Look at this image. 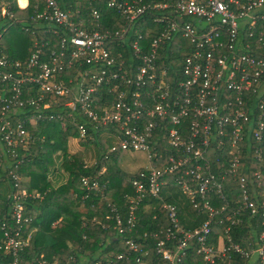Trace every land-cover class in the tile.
Listing matches in <instances>:
<instances>
[{"label":"built area","instance_id":"1","mask_svg":"<svg viewBox=\"0 0 264 264\" xmlns=\"http://www.w3.org/2000/svg\"><path fill=\"white\" fill-rule=\"evenodd\" d=\"M14 3L19 10L31 6V0L23 6L18 0ZM93 5L115 12L122 25L105 29L102 8ZM32 11V29L25 25L20 29L48 33L56 40L50 44L34 39L33 51L25 60H12L0 49V182H12L7 201L13 224H1L0 250L12 257L8 264H18L20 252L30 244L26 229L33 217L26 203L40 197L21 188L18 169L22 161L11 160L20 156L19 147L25 150L31 141L27 114L22 121L13 123V119L27 106L39 112L44 95L66 100L63 107L69 118L81 112L95 126L108 127L114 144L104 160L118 149L145 153L147 166L132 181L134 194L125 197V216L97 178H80L81 187L95 192L100 204L114 214V229L128 251L140 252L138 243L124 234L135 228L139 207L144 204L150 213L158 207L163 210L170 224L165 230L144 234L154 239L159 264H183L192 241L204 264L226 260L230 252L248 257V252L232 242L228 229L225 241H218L217 246L209 243L212 222L227 205L216 209L208 195L222 199L226 195L225 203L242 198L235 212L242 208L256 214L260 209L264 224V200L259 199L260 192L254 201L249 200L240 162L244 133L255 142L263 140L264 0H35ZM25 20L15 19L9 0H0V23L5 21L0 38L9 26ZM148 23L158 26L150 39L143 32ZM165 46L179 57L175 71L164 62L159 64L160 49ZM118 48L120 52L115 53ZM66 70L75 76L68 80L70 86L59 80ZM35 88L41 93L37 99L23 98L24 92ZM104 92L110 94L108 101ZM97 100H104L101 113L93 109ZM48 107L49 103L42 106ZM28 122L37 119L30 116ZM79 131L84 136V128L80 126ZM212 148L218 157L215 161L221 166L222 161L227 163L219 178L211 173L207 159ZM255 153L261 163L262 150ZM169 175L192 208L206 216L193 230L179 224L177 206L166 201L163 188ZM255 176L259 179L260 173ZM227 220L236 222L230 216ZM258 240L255 254L258 264H264V232ZM70 260L74 262L72 256ZM126 260L125 253L108 251L92 264H123ZM136 263L143 264L139 258ZM37 264L59 261L40 258Z\"/></svg>","mask_w":264,"mask_h":264},{"label":"trees","instance_id":"2","mask_svg":"<svg viewBox=\"0 0 264 264\" xmlns=\"http://www.w3.org/2000/svg\"><path fill=\"white\" fill-rule=\"evenodd\" d=\"M34 2L35 0H31L29 8L19 10L15 6L14 0H9L15 19H26L24 24L17 23L9 26L0 38V49L8 54L12 60L27 59L33 51L31 42L34 39L37 41L49 40L50 44L56 40L48 33L44 34L37 31L31 34L20 29L21 25L32 29L33 24L29 22V17L33 15L32 4ZM83 5L84 3H80V6ZM93 6L102 8L101 24L105 29H115L122 25V19L115 12L107 10L101 5ZM74 21L76 22V20ZM4 25L5 21L1 22L0 29ZM157 29L158 26L148 23L143 27V32L150 39L153 37L152 30ZM119 50L118 48L115 53L120 52ZM169 52L168 47H161L159 64L164 62L175 71V59L179 57ZM74 77L72 71L66 70L61 74L59 80H63L65 85L70 86L71 84L67 82ZM40 94L39 89L35 88L29 94L24 92L23 98L37 99ZM103 96L108 101L110 94L104 92ZM65 102L66 100L62 98L44 95L41 108L39 106V112L27 106L18 110L13 119V123H16L25 119L26 116V130L31 137V141L28 142L25 150L19 147L20 156L11 160L21 159L18 173L22 177L29 178L28 183H23L21 188L30 193L35 192L40 196L36 199H29L26 203L27 212L33 217V222L27 227L26 233H29L31 228H37V231L33 235L31 244L20 252L18 264H37L40 258L50 263L53 260H58L59 264H79L78 260L83 256L85 259L83 264H92L95 260L102 259L104 253L108 251L125 253L128 260L124 261L123 264H137L136 259L138 258L143 264H159L154 256L155 241L151 237L144 238V234L159 232L170 227L164 217V211L158 207L157 210L150 213L144 210V204L139 207L137 225L132 231H125L124 234V238L132 239L138 243L140 252H131L128 251L127 246L122 244V239L116 234L114 214L110 212L105 204H100V199L95 192H87L81 187L80 183V178L84 176L97 178L101 185H105V191L111 196L117 210L122 216H125V197L134 194L132 181L137 177V172L140 169L132 174L121 170L117 160L123 151L119 149L107 154L108 158L104 160V154L114 144L113 138H109L107 135H105V138L101 137L102 134L109 133L108 127L95 126L81 112L73 113V118H69L67 115L68 110L63 107ZM103 102L104 100L95 101L93 109L101 113ZM44 103H49L47 109L42 108ZM38 115L40 116L37 117ZM30 116H34L37 122L29 123ZM80 126L85 130L84 136L80 135ZM244 134L245 140L241 144L240 162L243 168L241 171L249 190V200H255L256 192H260L259 199L264 200V160L261 163L258 162L255 153L260 148L264 158V133L262 143L255 142L249 133ZM70 139L78 140L79 146L83 149L92 147L99 151L93 165L87 166L84 164L83 151L77 152V155L67 154V142ZM59 152L62 153L61 168L68 174V178L62 186L52 188L47 178L48 169ZM170 152L168 151V153ZM217 158L215 150L213 148L209 150L207 159L210 163V171L215 178H219L221 172L227 167L225 161L221 162L222 166L217 163L215 161ZM101 168H105V171L100 174ZM255 172L260 173L259 179L256 178ZM166 179L168 185L163 188V194H166L167 202L177 206L179 224L187 230L197 228L206 220V216L192 208L188 198L175 185L170 175ZM0 183V226L2 223H6L12 227L13 224L9 218L10 213L8 214L10 205L7 201V194L12 182L5 179ZM208 196L211 199L212 206L216 209L227 205L225 210L219 212L212 222L209 243L217 246L218 241H225L227 236L225 231L228 229L232 242L241 251L250 254L245 257L240 253L230 252L226 260L219 261L217 264H258L255 254L260 244L258 236L261 232H264L261 210L259 209L256 214H251L249 210L242 208L239 212H235L238 207L242 206V198L237 203H225L228 200L226 195L223 196V199L215 195L211 196L209 194ZM80 201L85 207L84 212L73 208ZM227 216H230L231 220L236 222L231 224L230 220H227ZM94 219L96 220L94 221ZM55 223L57 224L54 225ZM94 244H97V248L93 249ZM195 249L196 244L192 241L183 264H204L200 256L195 254ZM71 256L74 262L70 260ZM11 261L12 257L0 250V264H8Z\"/></svg>","mask_w":264,"mask_h":264},{"label":"rangeland","instance_id":"3","mask_svg":"<svg viewBox=\"0 0 264 264\" xmlns=\"http://www.w3.org/2000/svg\"><path fill=\"white\" fill-rule=\"evenodd\" d=\"M19 4H24V0L23 2H21L20 0H18ZM106 134H102L101 137L103 138ZM79 141L76 139H70L68 140V144H67V151H68V155H77L80 151H83V162L84 164H86L87 166H91L94 164V161H96V158L98 157V150L89 147L86 149H83L79 146ZM78 152V153H77ZM62 153L59 152L56 156H55V162L53 161V164L51 166H49L48 169V174H49V181L51 183V186L53 188H58L60 186H62L63 184L66 183L67 178H68V174L61 168V162H62V157H61ZM119 167L126 173L128 174H132L134 173L139 167H146L147 166V159H146V155L145 153L139 152V151H132V152H127L125 153L123 156H120V158L117 160ZM22 184H26L29 181L28 177H22ZM34 193V192H33ZM74 209L80 211V212H84L85 211V207L83 205V203L80 201L78 204H76L75 206H73ZM58 223V222H57ZM57 223H55L54 225H56ZM37 231V228H31L30 232L28 233V237H29V243L31 244L32 240H33V235L34 233ZM97 248V244L93 245V249ZM79 264H83L85 259L84 256L81 257L78 260Z\"/></svg>","mask_w":264,"mask_h":264},{"label":"crops","instance_id":"4","mask_svg":"<svg viewBox=\"0 0 264 264\" xmlns=\"http://www.w3.org/2000/svg\"><path fill=\"white\" fill-rule=\"evenodd\" d=\"M24 4H25V0H24ZM24 4H20L21 6H23ZM104 134H106V133H104ZM107 136H108V134H106ZM109 137V136H108ZM104 138H105V136H104ZM110 138V137H109ZM125 153L124 152H122V153H120V156H123ZM54 162H55V160H54ZM94 163H95V161H94ZM119 166V165H118ZM120 168V167H119ZM141 168H144V167H139L136 171H138L139 169H141ZM121 169V168H120ZM122 170V169H121ZM105 171V168H101V170H100V174L101 173H103ZM135 171V172H136ZM134 172V173H135ZM47 178H48V180H49V174H48V176H47ZM50 182V181H49ZM52 187V186H51ZM53 188V187H52ZM106 196L110 199V200H112V198H111V196H109V194H107V192H106Z\"/></svg>","mask_w":264,"mask_h":264},{"label":"bare ground","instance_id":"5","mask_svg":"<svg viewBox=\"0 0 264 264\" xmlns=\"http://www.w3.org/2000/svg\"><path fill=\"white\" fill-rule=\"evenodd\" d=\"M21 2H23V0H20Z\"/></svg>","mask_w":264,"mask_h":264}]
</instances>
